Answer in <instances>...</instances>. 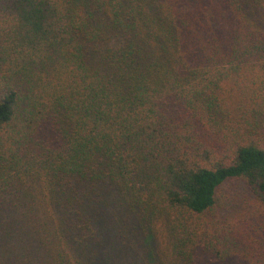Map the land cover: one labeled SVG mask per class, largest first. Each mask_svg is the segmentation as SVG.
I'll return each mask as SVG.
<instances>
[{"label":"trees","instance_id":"obj_1","mask_svg":"<svg viewBox=\"0 0 264 264\" xmlns=\"http://www.w3.org/2000/svg\"><path fill=\"white\" fill-rule=\"evenodd\" d=\"M0 264H264V0H0Z\"/></svg>","mask_w":264,"mask_h":264},{"label":"rangeland","instance_id":"obj_2","mask_svg":"<svg viewBox=\"0 0 264 264\" xmlns=\"http://www.w3.org/2000/svg\"><path fill=\"white\" fill-rule=\"evenodd\" d=\"M227 194H238L239 200L241 202V206H247L248 210L245 211L244 213H241L240 215L246 218H249L251 222L253 221L254 223H257L255 220V217L259 216L261 214V211L259 210L258 213L254 214L251 213L252 208H257L255 200L252 198L250 195L251 193L249 190L246 188V186L240 182H234L231 184L230 187L226 189ZM250 206V207H249Z\"/></svg>","mask_w":264,"mask_h":264}]
</instances>
